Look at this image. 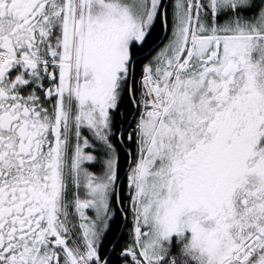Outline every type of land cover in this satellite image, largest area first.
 Returning <instances> with one entry per match:
<instances>
[{
    "label": "snow or ice",
    "instance_id": "1",
    "mask_svg": "<svg viewBox=\"0 0 264 264\" xmlns=\"http://www.w3.org/2000/svg\"><path fill=\"white\" fill-rule=\"evenodd\" d=\"M0 264H264V0H0Z\"/></svg>",
    "mask_w": 264,
    "mask_h": 264
}]
</instances>
